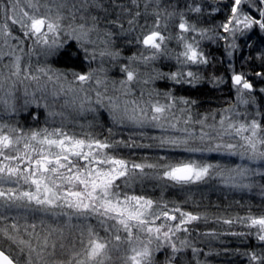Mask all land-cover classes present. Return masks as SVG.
<instances>
[{"label":"rangeland","instance_id":"374dc122","mask_svg":"<svg viewBox=\"0 0 264 264\" xmlns=\"http://www.w3.org/2000/svg\"><path fill=\"white\" fill-rule=\"evenodd\" d=\"M99 2L103 0H40L41 13L51 9V14L55 15L59 11V14L65 17L62 31L56 36L59 46L52 53H48L42 44H37L35 38H27L24 35L20 38L12 31L11 36L4 37L2 26L8 22L4 16L1 19L2 12H0V53L12 52L15 49L14 55L21 57V67L29 68L31 75L39 77L38 80L26 79L23 73L20 77H11L14 56H4L0 60V76L6 78L3 80L0 96L10 91L15 105L14 111L0 105V125L7 126L5 131L16 129L17 121L14 115L26 112L29 108L35 110L39 108L43 111L44 126L49 132L60 128L76 138L91 137L106 141L110 145L105 150L107 154L125 161L129 169L133 164L145 165L143 171L134 170L135 175L130 174L127 182L125 178L118 180L119 189H127L131 196L151 199L154 205H167L166 210L177 217L175 222L181 219L180 212L173 211L176 208L198 217L197 220L183 225V228H187L192 223L202 228L200 233H196L195 240L190 241L181 237L179 241H187V245L193 249L199 242L206 249L215 248L213 253L206 251V254L216 253L213 264H253L249 254L264 256V241L258 239L257 228L247 226V218L264 216V176L255 174L243 180V183L250 185L249 187H234L232 182L226 181V178L235 175L227 170L238 165H247L257 172H264V161L252 163L247 159L242 160L239 154L229 155L223 149L219 152H209L206 149L218 143L238 145L245 143L234 134L221 136L228 123L238 124L255 119L264 129V91L257 92L258 95H262L263 104L253 89L245 95L249 103L241 104L237 98L236 87L231 83L232 96L228 105L207 108L203 111L198 109L191 101L174 92L177 82L170 77L173 73H179L180 83L187 85V81L192 78L186 74L192 72L195 79L189 84L195 86L197 85L195 81L203 77L202 68L198 69L203 64L185 63L183 57L177 60L184 47L179 40V34H172L173 30L169 26L171 22L167 20V15L161 18L162 28L165 29L161 32L166 38L165 51L150 60H145L144 57L150 56L154 50L146 49L141 43L139 45L142 51L132 56H127L113 47L110 37L98 29L97 23L95 30L85 40H77L74 34L70 35L72 27H77L85 21L89 25L93 23L91 7L101 6ZM28 3L29 0H18L15 13L17 17L22 16V9L33 11L28 7ZM151 4L162 6L161 0H136L135 4L129 0V5L135 7L139 5L146 7ZM246 7L247 4L244 5V8ZM199 33L200 31L197 30L184 33V36L187 37L188 42H198L200 51L199 42L203 38ZM52 38L50 36L49 40L51 41ZM139 38L142 40L143 35H139ZM66 49L69 52L73 50L72 54L75 57H77L75 50L77 51L82 59L83 71L59 65L58 56ZM101 52L118 55L115 58L112 55L101 56ZM200 52L203 54L202 51ZM228 55L230 56L229 52ZM203 56L205 57L204 54ZM133 57L135 59H132ZM125 67L135 73V78L130 82H127V73L123 71ZM40 69L47 71V75L39 71ZM88 73L92 74L90 80L81 83L76 79V74ZM49 76L52 78L49 79ZM122 81L127 83L122 84ZM97 93H100L99 97ZM98 99L103 106L97 103ZM184 100L188 103H183ZM156 103L172 104V107L159 114L158 121H153L151 117L157 114L151 111V107ZM113 104L118 105L121 110L125 107L130 111L133 108L146 109V122L142 125L127 120L122 124L115 123L111 118ZM137 115L142 116L139 111ZM224 117H229V120L225 121L222 128L220 121ZM103 120H106L109 128L101 129L107 124L105 122L101 125ZM20 132L31 135L34 131L20 130ZM201 136L205 138L201 140ZM162 139H186L188 148L205 150L186 151L185 145L179 147L171 144L161 145ZM236 151L239 153L244 149L238 147ZM189 163L219 167L210 170L209 176L204 180L188 184L177 183L164 177L163 173L169 166ZM221 169L224 170L222 173ZM0 188L4 190L16 188L18 192L35 191L34 186L25 184L22 180L18 185L9 182L0 183ZM62 212L68 215L61 214ZM101 219L91 213L86 217L79 216L67 207L63 209L41 207L34 202L29 204L27 200H17L14 203L0 201V230L7 229L17 241L22 239L37 248L44 237L48 236L49 247L46 251L53 254L45 256L47 264H60L61 261L66 264L74 251H82L83 245L80 241L83 239L86 242L89 228L112 241L111 258L106 260L105 264H127L126 258L131 254L129 245L123 239L119 244L114 240V235L120 226L106 231L105 228L114 225L115 221L109 220L106 224H101ZM13 224L17 225L16 230L12 229ZM33 225L35 228L32 227ZM182 231L177 232L176 235ZM119 235L122 238L126 237L122 229L119 230ZM250 235L253 240L252 245L247 244ZM198 238L201 241L197 240ZM173 242L175 243V240ZM53 243L56 244L54 251L51 247ZM61 244L64 245L63 248L60 247ZM178 245L182 246L181 243H177L178 248ZM21 247L18 243L5 238L0 231V249L13 259L19 260L20 264H25L27 248L25 247L24 254H21ZM152 247L155 248V243ZM161 249L153 253L154 264H162L159 259L163 254ZM234 253L235 255L231 256ZM32 259L36 260L35 254Z\"/></svg>","mask_w":264,"mask_h":264},{"label":"snow or ice","instance_id":"6c2138e0","mask_svg":"<svg viewBox=\"0 0 264 264\" xmlns=\"http://www.w3.org/2000/svg\"><path fill=\"white\" fill-rule=\"evenodd\" d=\"M132 3L135 4L136 0H132ZM257 3L264 5V0H233L231 16L222 26L225 33H231L233 41L237 33L243 36L246 31L253 29L254 26H258L264 32V7L257 8ZM245 4L248 5V11H245L243 7ZM17 7L18 0H0V12H2L5 19L10 20L12 24H19L25 37L35 38L37 44H42L48 53H52L59 46L56 36L62 31L65 17L59 14V11L55 15L51 14V9L48 12L41 13L40 0H29L28 7L33 11L29 12L22 9V16L19 17L15 14ZM253 8L258 11V17L251 14ZM194 11L199 12L201 9L196 7ZM135 15L139 16L140 13L136 12ZM81 19H84V17H81ZM73 20H75V15H73ZM96 20V17H92L93 23L91 25L85 21L78 24L77 27H72L70 35L74 34L77 40H85L95 30ZM160 22L161 17L157 13L154 29L143 35L142 40L137 39V43H142L146 49L154 50L150 56L144 57L145 60L154 59L157 54H162L165 51L166 38L159 31ZM128 23L132 25L134 20H129ZM178 27L180 30L179 40L183 44L184 51L177 56V60L179 61L180 57H183L185 63H207L206 58L198 49V42H188L187 37L184 36V33L196 32L195 26L189 25L182 17ZM2 35L6 38L11 36L7 23L2 26ZM199 35L204 38L206 33L201 30ZM50 36L53 37L51 41L49 40ZM5 42L7 43V40ZM230 47H235V43L231 44ZM14 52L15 49L12 52L0 53V60L4 56H14L10 76L20 77L23 73L26 79L38 80L39 77L30 74L29 68L21 67V57L14 55ZM100 55H112L115 58L118 54L101 52ZM132 59H135V57ZM39 71L47 75V71L44 69ZM123 71L127 73V82L135 78V73L129 71L127 67ZM186 75L192 78L187 82L192 83L195 79L194 74L188 72ZM257 75L262 74L257 73ZM51 78L49 76V79ZM91 78V73L76 74V79L81 83ZM170 78L176 80L177 83L181 82V74L179 73H173ZM4 79L6 78L0 76V89L3 88ZM127 82L122 81V84ZM232 83L236 87L239 103L248 104L249 101L245 98V95L252 91V84L243 75H233ZM97 96L99 97L100 93H97ZM11 97L12 93L10 91L6 95L0 96V105L14 111L15 105ZM182 102L188 103L186 100ZM97 103H101V106H103L100 99L97 100ZM170 107H172V104L160 105L156 103L152 105L151 111L157 115H153L151 119L158 121L160 119L159 114L164 113ZM137 111L142 116H138ZM226 111L228 110L226 109ZM111 118L115 123L122 124L127 120L142 125L147 120V110L133 108L130 111L127 107L121 110L118 105L113 104ZM227 120H229V117L221 119L222 128H224ZM6 127V125H0V183L9 182L18 185L22 180L25 184L34 186L35 191L18 192L16 188L7 190L0 188V201L14 203L17 200H27L29 204L34 202L41 207L60 209L67 207L79 216L86 217L90 213L95 214L102 218L101 224H106L109 220L115 221L114 225L106 227L105 230L111 231L112 228L120 226L117 228L114 240L119 244L123 239L129 245L131 254L126 258L127 264H154L153 253L165 246L171 248L173 258L175 253L181 251L173 242L172 237L179 231H187L186 228H183V225L197 220V216L181 212L179 208H176L173 211L180 212L181 219L179 223L168 224L167 221L177 220V217L170 214V211H154V201L151 199L126 194L122 197V194L117 191L119 188L118 180L125 178L127 182L130 174L131 176L135 175L134 170L143 171L145 165L133 164L132 168L129 169L125 161L107 154L105 150L110 145L106 141L91 137L88 139L76 138L66 134L60 128L50 132L45 129L42 133L34 131L31 135H25L18 129L5 131ZM225 134L229 136L234 134L245 143L242 145L218 143L206 150L219 152L223 149L229 155L239 154L242 160L247 159L252 163L264 161V129L257 120L253 119L250 122L238 124L228 123L221 136ZM204 138L205 136H201V140ZM165 144L176 147L185 145L186 151L205 150L188 148L186 139H162L161 145ZM238 147L243 148L244 151L237 153ZM21 165L24 166L21 167ZM147 167L154 166L147 165ZM217 167L219 166L181 164L179 166H169L163 175L177 183L188 184L204 180L209 176L210 170ZM223 171L221 169V173ZM227 171L235 174L226 178V181L232 182L234 187H249L250 185L243 183V180L248 179L250 175L259 174L264 176V172H257L247 165H238ZM163 208H167V205H164ZM61 214L68 215V213L63 212ZM162 218L165 222L157 224L156 222L162 220ZM247 219V226L257 228L258 239L264 241V216L249 217ZM225 223H232V221H225ZM11 227L16 230L17 225L13 224ZM32 227L35 228V225ZM120 229L126 233L125 238L119 235ZM0 231L3 232L5 238L22 246L20 248L21 254H24L25 247L27 248L25 264H47L45 256L53 254L46 251L49 247L48 236L44 237L43 242L37 248L22 239L17 241L7 229ZM80 243L83 245L82 251H74L66 264H105L106 260L111 258L112 241L101 237L91 228L88 229L86 242L82 239ZM154 243L155 248L152 247ZM180 243L185 247L188 246L187 241L182 240ZM51 247L54 251L56 244L53 243ZM60 247L63 248L64 245L61 244ZM195 251L193 249V252ZM33 254L36 256L35 261L32 259ZM249 256L253 264H264V256H257L255 253H250ZM0 264H20V262L7 255L3 249H0ZM60 264H65V262L61 261Z\"/></svg>","mask_w":264,"mask_h":264},{"label":"trees","instance_id":"16d2710c","mask_svg":"<svg viewBox=\"0 0 264 264\" xmlns=\"http://www.w3.org/2000/svg\"><path fill=\"white\" fill-rule=\"evenodd\" d=\"M232 2L233 0H161L162 6L151 4L146 7L141 5L135 7L129 5V0H103V2H99L101 6L91 7V15L97 18L95 23H97L98 29L110 37L113 47L118 48L127 56H132L142 51L137 39L139 35H144L154 29L157 13L160 14L162 19L167 15V20L171 22L169 26L173 30L172 34L176 33V35L180 32L178 25L183 17L189 25H194L199 31H205L206 36L199 43L201 44L200 51L205 55L207 63H202L203 65L198 67V69L202 68L203 77L195 81L197 85L177 83L174 92L191 101L192 104H195L202 111L207 108H216L220 105L222 107L228 105L230 102L229 98L232 96V75L239 74L243 75L252 84V89L256 91V96L263 104L262 95H258L257 92L264 89V32L258 26H254L253 29L246 31L243 36L237 33L233 41L231 33H225L222 27L231 16ZM120 3L122 4L120 5ZM196 7H199L201 11H194ZM258 7H264V5L257 3ZM244 9L245 11L249 10L248 7ZM136 12H139L140 15L136 16ZM251 14L255 17L259 16L256 8L251 10ZM3 16L1 13V19ZM129 20H134V23L130 25L128 23ZM6 21L10 31L22 38L24 34L20 25L12 24L9 20ZM159 31H165L162 28V22H160ZM233 43H235V47H230ZM72 52L74 51L72 50ZM72 52H69L68 49L63 51L58 56L59 65L62 64L65 67L83 71L84 67L81 57L78 56L76 50L75 54L77 57L73 56ZM228 52L231 53L230 56ZM257 73L262 75H257ZM14 116H16L15 119L17 121L16 129L33 130L41 133L45 130L44 114L39 108L36 110L29 108L26 112H21ZM106 120L101 121V125ZM105 125L103 128L100 126L101 129L109 128L107 126L108 123ZM117 191L122 194V197L125 194L131 196L127 189L121 190L118 188ZM161 206H164V204H155L154 211L167 209ZM162 222H165L163 218L156 223L160 224ZM167 222L168 224L179 223L175 221ZM186 229L187 231H182L172 237V240H175V244L180 243L179 239L181 237L190 241L192 239L195 240L194 238L197 237L196 233L202 230L200 226L198 228L192 223ZM252 232L251 230V235ZM251 235L247 240L248 245H252L253 242ZM197 240L201 241L199 238ZM194 243L196 244V242ZM199 245L200 242L195 246V252H193V247L190 245L187 247L178 245L181 251L176 253L174 258L171 248L165 246L161 249L163 254L159 258L160 262L169 264L170 258H172L170 264H213L214 254L216 253H212L215 248L206 249L205 246ZM207 250L212 253L206 254ZM234 255L235 253L231 254V256Z\"/></svg>","mask_w":264,"mask_h":264},{"label":"water","instance_id":"95a60500","mask_svg":"<svg viewBox=\"0 0 264 264\" xmlns=\"http://www.w3.org/2000/svg\"><path fill=\"white\" fill-rule=\"evenodd\" d=\"M235 75H237V74H235Z\"/></svg>","mask_w":264,"mask_h":264}]
</instances>
